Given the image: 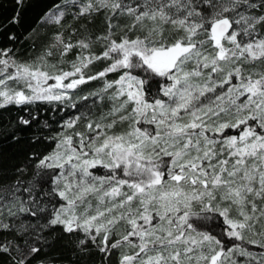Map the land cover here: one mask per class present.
<instances>
[{
  "label": "snow or ice",
  "instance_id": "obj_1",
  "mask_svg": "<svg viewBox=\"0 0 264 264\" xmlns=\"http://www.w3.org/2000/svg\"><path fill=\"white\" fill-rule=\"evenodd\" d=\"M11 6L0 36L14 42L8 29L30 0ZM65 6L78 8L73 19L104 15L101 50L59 32L37 63H18L0 46V110L18 111L0 119V143L27 136L39 144L27 134L37 116L25 106L79 111L70 90L90 81H102L90 95L111 107L97 119L87 109L63 121L43 138L50 150L27 152L12 169L0 153V208L14 218L0 220V264H88L93 250L105 258L120 250L116 264H264V0ZM64 14L56 6L46 22ZM57 47L61 59L79 49L70 71L48 63ZM100 61L101 70L86 72ZM58 242L64 252L54 251Z\"/></svg>",
  "mask_w": 264,
  "mask_h": 264
},
{
  "label": "trees",
  "instance_id": "obj_2",
  "mask_svg": "<svg viewBox=\"0 0 264 264\" xmlns=\"http://www.w3.org/2000/svg\"><path fill=\"white\" fill-rule=\"evenodd\" d=\"M66 0H30V6L26 9L23 14L22 22L18 26H13L9 28L8 31L15 32L17 40L14 42L7 41L4 36H0V46H7L12 48L13 51L10 55L18 63H37L39 62V57L44 54L45 49L50 45L55 43V35L63 33L65 41L71 39L73 43L81 38H87L93 42L92 51L99 52L101 50V45L95 43V37L103 34L107 25L105 23V17L103 14L94 16L89 22L88 17H81L79 19H73V13L78 11V8H73L71 6L65 7V14L62 18L60 24H55L54 22L45 23L43 22L44 16L56 6H61ZM12 14L11 0H3V7L0 8V15L3 17H9ZM121 25L130 24V20L127 17H123L119 20ZM35 29V32L29 36L28 33ZM116 34H122L121 29L116 30ZM136 33H130V35H135ZM6 35V33H5ZM54 55L47 57L49 64H55L58 68H63L65 71L71 69L70 62L76 58V54L79 49H73L72 52L68 53L63 59L59 55V48L52 49ZM87 54V53H85ZM105 61L96 62L89 67L88 74H94L95 72L101 70L105 66ZM114 74H109L108 79H112ZM49 83H52L50 81ZM102 87V81H90L87 84L80 85L75 90H70V95L72 101L78 105L79 111L81 109L87 110L91 109L92 116L91 119H97L101 114L106 113L111 107V103L108 100H100L90 93H95L100 91ZM87 96L88 98H96L94 104H86L84 99L81 97ZM82 103V104H81ZM30 109V111L37 116V120L33 122L32 128L27 130L28 135H39L41 141L36 145H29L27 143V136L25 139L17 145L12 144V142H2L0 143V153H2V159L4 165L8 169H12L15 165L20 164L23 161L25 153L35 149L36 151L50 150L54 146V142L43 139L44 137H55L56 133L61 132V125L63 121L69 119L70 117L77 115L79 111L71 106L65 107L58 102L48 103H36L33 105L25 106ZM20 115H27V113L20 112ZM18 115L17 108L15 106H10L6 110H0V119L7 122L9 120H14ZM84 120H81L76 127L82 129ZM47 123L49 127H44ZM81 127V128H79ZM12 173L9 172V177ZM8 207H11L9 205ZM15 211V208H13ZM0 212L3 216H0V220L7 223L14 219L8 216L7 207L0 208ZM250 250H259L253 245H247ZM45 251H48L47 249ZM54 251L64 252L65 250L61 247L60 243H57ZM119 251L113 252L110 257H103L102 254L93 250L90 257H86L88 264H116L119 259Z\"/></svg>",
  "mask_w": 264,
  "mask_h": 264
},
{
  "label": "rangeland",
  "instance_id": "obj_3",
  "mask_svg": "<svg viewBox=\"0 0 264 264\" xmlns=\"http://www.w3.org/2000/svg\"><path fill=\"white\" fill-rule=\"evenodd\" d=\"M64 5H66V1L63 3V5L60 6V10H63L64 13H65V7H63ZM54 10H56V8H54V9L51 10V11H49V12L44 16V18H43V22H45V23H50V22H46V21H48L49 17H51V16L53 15V11H54ZM57 14H58V12H57ZM61 21H62V20H61ZM55 24H56V23H55ZM116 30H118V29H116ZM70 70H71V69H70ZM70 70H69V71H70ZM89 70H90V69H89ZM89 70L87 69L86 72L89 71ZM10 71H11V70H10ZM95 100H96L95 97H94V98H88L87 100H85V101H86L85 105H86V104H88V105H90V104H94V102L97 101V100H96V101H95ZM81 104H82V103H81ZM85 111H86V109H85V110L81 109L77 115H80V114L84 113ZM74 116H75V115H74ZM84 124H85V121L83 122L82 129H83ZM79 128H81V127H79ZM82 129H78L77 131H80V130H82ZM117 130H119V128H117ZM252 251H254V252H258V251H261V249H259V250H252Z\"/></svg>",
  "mask_w": 264,
  "mask_h": 264
}]
</instances>
